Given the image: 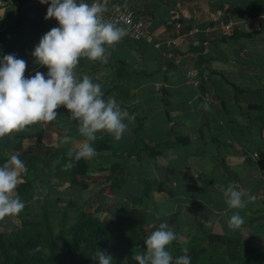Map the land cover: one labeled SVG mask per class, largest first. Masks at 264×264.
Instances as JSON below:
<instances>
[{"label": "crops", "instance_id": "1", "mask_svg": "<svg viewBox=\"0 0 264 264\" xmlns=\"http://www.w3.org/2000/svg\"><path fill=\"white\" fill-rule=\"evenodd\" d=\"M85 2L125 9L160 44L155 49L126 35L106 50L107 63L81 58L77 65L78 78L90 76L101 85L105 99L115 97L135 117L126 121L128 131L120 141L98 133L93 142L108 147L96 152L94 169L122 166L97 185V201L116 194L120 200L131 199L122 206L145 211L154 223L174 220L180 236L200 230L236 236L243 231L242 239L264 248V0ZM49 6L0 0V59L8 54L24 59L26 78L37 71L47 77L48 69L35 63L32 52L45 33L59 27L54 18L45 19ZM104 18L109 21L107 15ZM188 71L198 86L187 78ZM57 113L54 121L0 139V148L8 155L38 150L35 146L41 144L75 150L84 137L66 108ZM65 134L75 144H63ZM92 174L108 177L111 172ZM116 175L120 188L106 194L103 187L114 184ZM51 177L38 181L50 185ZM232 183L255 195L256 201L243 209H229L221 188ZM67 188L71 189H65L66 201L72 199L70 190L89 187L82 190L68 184ZM51 190L46 186L44 200L56 204ZM137 198L140 201L133 203ZM111 204L113 210L121 207L118 200ZM237 211L244 224L230 230L227 222ZM12 219L18 220L9 217L8 225ZM4 223L0 221L8 231ZM211 246L224 250L219 244Z\"/></svg>", "mask_w": 264, "mask_h": 264}, {"label": "clouds", "instance_id": "2", "mask_svg": "<svg viewBox=\"0 0 264 264\" xmlns=\"http://www.w3.org/2000/svg\"><path fill=\"white\" fill-rule=\"evenodd\" d=\"M40 2L50 4L45 19L54 18L59 24L41 37L32 52L35 63L48 69L47 77L37 71L34 76L26 78L27 63L14 54L0 59V139L12 137L29 126L54 121L57 109L64 107L84 137L74 151L70 149L67 153L70 161L65 168L70 169L74 166L73 160H90L97 154L92 144L98 133H106L120 141L128 131L126 121L135 119L122 109L115 97L105 99L100 84L94 83L86 74L78 78L75 71L81 58L107 63L106 50L118 44L127 32L117 23L105 20L106 8L99 2ZM62 143L75 144L67 134ZM26 172L25 164L15 154L0 166V221L17 217L25 208L16 190L21 183V174ZM221 191L229 209H243L257 199L236 183L222 187ZM227 224L230 230H238L244 219L237 211ZM176 239V233L162 222L145 238L146 251L135 254L132 259L138 264H191L187 248L182 249L184 255L174 260L168 246ZM94 260L98 264H113V258L101 250L95 254Z\"/></svg>", "mask_w": 264, "mask_h": 264}, {"label": "trees", "instance_id": "3", "mask_svg": "<svg viewBox=\"0 0 264 264\" xmlns=\"http://www.w3.org/2000/svg\"><path fill=\"white\" fill-rule=\"evenodd\" d=\"M92 146L96 152L108 148L102 143H95ZM40 147L47 150L45 154H16L27 168V172L21 174L22 182L16 190L25 208L16 217L20 225L9 233L0 231V264H98L94 257L100 250L113 258V264H124L126 259L127 264H138L132 257L143 250L146 251L145 238L157 230L162 222L167 223L177 235V239L168 246L174 260L184 255L182 249L187 248L191 264H264V248L242 239L243 231H239L236 236H227L200 230L184 242L179 239L174 220L159 219L155 226L148 229L147 226L155 224L153 218L145 211H138L136 208L128 209L122 206L113 210L111 204L104 208L109 218L101 220L98 213L103 207L100 204L93 213L88 209L85 210L84 207L67 205L64 207L59 228L54 229L49 219L50 209L54 204L45 199L40 206L41 220L28 218L33 201L34 183L40 180L42 174H46L42 172L43 169L37 167V163L47 164L51 160L54 164L47 173L56 172L54 179L58 183H54L55 185L60 184L57 172L65 171L66 183L82 190H86L91 184H104L122 167L114 163L108 169L106 167L94 169V165L91 164L93 157L79 162L73 160L74 166L66 169L65 166L70 161L68 151L42 144ZM10 156L0 148V166H3ZM105 170L110 171L111 175L100 177L92 174ZM114 179V184L103 187V192L109 194L113 188H120L121 179L118 175ZM139 201V198L132 199L133 203ZM73 208L78 211L75 223L64 227L66 211ZM214 243L224 246V250L211 249Z\"/></svg>", "mask_w": 264, "mask_h": 264}, {"label": "rangeland", "instance_id": "4", "mask_svg": "<svg viewBox=\"0 0 264 264\" xmlns=\"http://www.w3.org/2000/svg\"><path fill=\"white\" fill-rule=\"evenodd\" d=\"M38 149H40V151L38 150H30V151H26V153L24 152L23 154H28V155H34V154H45L46 153V149L40 146H35ZM41 156V155H40ZM52 164H54V162H52L51 160L48 161L47 164L43 163H37V167L41 170L43 173L46 174H42L43 178H45V176H52L51 179H49L50 185L46 182V183H40L38 180L34 183V191L36 193L35 196H33V201L30 205V214L28 216V218L34 219V220H41V211H40V206L43 203L44 197H45V189L46 186H50V188L53 191L52 195V200L54 203V206L51 207L50 209V213H49V219L51 222V226L54 227V229H58L59 228V222L62 218V214L64 211V207H66L68 204H73V207H80V202L81 204L84 202V209H88L90 210L91 213H93V211H95L97 204L99 203L101 205V207H103L100 212L98 213V216L101 220L104 219H108L109 218V214L105 212L104 207L111 204L113 201L118 200V206H120L123 202H128L130 203L131 199H127V200H120L118 197V195H114L113 198L115 200H112L113 198L110 197H101L98 199L97 201V190L99 189V187H97V184H92L89 186L88 191H81V190H70V193L72 195V199H69L68 201H66V199L64 198V193L65 189H71V188H67L68 184L66 183L67 180V174L65 171H58L57 173L59 174L60 177V184H54V183H58L56 179H54L55 177V173L54 171H50L47 173L48 169H50L52 167ZM108 165V164H107ZM61 168H63V166H61ZM52 169V168H51ZM32 177V176H31ZM22 178V177H21ZM22 182V179H21ZM53 184V185H52ZM96 185V186H95ZM109 184H107L106 186H108ZM51 190V191H52ZM105 194V193H104ZM84 195V196H81ZM49 196V195H48ZM50 198V196H49ZM120 202V204H119ZM122 207V205H121ZM77 212L75 211L74 208L72 210H68L66 211L67 213V217L64 221V227H69L72 224L75 223L76 217H77ZM15 227L20 225V221H18L17 219H12L9 220ZM4 224H6L5 226L8 228L6 231V233H9L13 228H12V224L8 225V221L7 218L5 221H2ZM9 222V223H10ZM115 223V222H114ZM155 224H151L149 226H147V228H151L153 226H155ZM0 231H3V225H0ZM185 235V236H184ZM193 233L191 234H183L182 236L179 235V239L180 241H187L188 239L193 237ZM211 249L213 250H219V251H223L222 247L219 246H211Z\"/></svg>", "mask_w": 264, "mask_h": 264}, {"label": "built area", "instance_id": "5", "mask_svg": "<svg viewBox=\"0 0 264 264\" xmlns=\"http://www.w3.org/2000/svg\"><path fill=\"white\" fill-rule=\"evenodd\" d=\"M30 1H37L44 7L49 5V4H42L40 0H30ZM104 6L106 8V12L104 13V15H107L109 17V21L115 22L119 26L124 27L127 32V35L131 39L144 40L150 45H152L155 49H159L160 44L154 41L153 37L150 35V33H148L145 24L142 21L135 20L133 16L125 9H121V8L108 9L106 5ZM169 56L171 57L172 55ZM187 78L190 81H192L194 86H198L197 81L194 80L192 71L187 72Z\"/></svg>", "mask_w": 264, "mask_h": 264}]
</instances>
